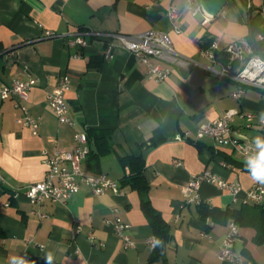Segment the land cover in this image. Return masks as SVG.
<instances>
[{"label":"crops","instance_id":"1","mask_svg":"<svg viewBox=\"0 0 264 264\" xmlns=\"http://www.w3.org/2000/svg\"><path fill=\"white\" fill-rule=\"evenodd\" d=\"M186 4L187 0H0V86L35 76L37 82L25 103L40 122L39 132L33 134L18 121L22 110L15 105L16 98L0 104V173L4 177L0 181L4 232L0 264H46L48 253L52 264H230L219 258V242L232 219L225 220L216 210L241 206L246 192L264 183L240 165H247V158L231 143L199 136L198 129L228 109L263 113L264 89L247 85L241 97H235L240 84L212 72L209 66L219 68L223 63L214 64L203 51L214 43L215 53L230 45L251 48L249 11L254 22L257 15L264 17V0H227L214 16L200 0L195 11ZM171 5L179 9L180 31L169 18ZM150 29L168 32L178 55L197 64L187 69L184 63L151 58L170 69L167 79L158 80L149 74L142 57L117 42L108 56V43L96 35ZM82 33L86 45L71 43ZM96 55L104 57L100 66L91 63ZM243 64L239 61L231 71L237 72ZM64 74L71 80L65 97L73 125L61 123L48 102L49 92ZM94 128L113 130L115 150L98 164L88 154L82 168L119 181L120 191L96 195L83 184L66 203H32L24 189L45 178L46 152L72 150L77 146L74 133ZM232 133L256 146L257 137L264 140V124L247 128L245 119L236 117ZM125 153L145 157L151 203L170 227L161 258L152 259L155 246L148 240L156 236L142 209L140 191L121 186L129 173L119 161ZM206 170L241 187L234 197L217 183L202 182L201 203L209 210L215 208L209 215L201 203H187L183 192L193 175ZM117 217L130 224L134 247H125L115 233ZM255 236L254 227L240 226L235 248L250 264H264V242L258 243Z\"/></svg>","mask_w":264,"mask_h":264},{"label":"built area","instance_id":"2","mask_svg":"<svg viewBox=\"0 0 264 264\" xmlns=\"http://www.w3.org/2000/svg\"><path fill=\"white\" fill-rule=\"evenodd\" d=\"M186 8L195 11L200 9L199 0H187ZM179 14V9L176 5H171L168 8V15L173 27L180 31L176 20ZM210 15V14H209ZM208 19L207 16L205 20ZM47 35H53L51 31H46ZM97 37L108 43L107 55H112V48L117 42L122 47L132 51L142 57L143 61L149 65V74L158 79L165 80L170 74V69L163 66L162 63H153L151 58L166 61L168 63H184L185 68L197 64L192 58H182L178 55L172 38L166 31L161 30H146L139 33L127 34L121 32H97ZM71 43H77L82 46L88 43L84 33L77 35ZM217 44L214 43L212 49L204 50L203 54L210 58L214 64L219 63L215 49ZM231 54V58H243L247 52L251 56L244 62L243 66L237 71L232 72L227 65L221 64L219 68L214 65L208 68L221 79L229 77L235 81L239 79H247L250 82H257L264 88V57L259 54H253L251 48L230 45L226 49ZM249 73H258L255 79L249 77ZM37 82V78L29 75L26 79L16 78L11 83L0 86V98H16L15 105L22 110V115L18 121L30 127L33 134H37L40 128V122L35 117L26 105V101L30 97V93ZM70 77L64 74L59 78L58 84L48 94V102L57 115L61 123L73 125L74 122L69 114V103L65 97V93L70 89ZM244 88H240L234 92L235 97H241ZM2 110L0 109V116ZM236 117L245 119V127L252 128L259 124H264V112L256 113L252 111H240L237 109H228L219 117L209 120L200 125L198 129L199 136H207L213 138L219 144L231 143L235 150L240 152L248 159L250 156L258 154V148L251 143L243 142L232 133V122ZM74 139L77 146L72 150H59L54 154L46 152L44 162L46 164V176L43 180L29 184L24 193L27 198L34 204L41 205L45 201L52 203H66L72 194L78 192L82 185H87L91 191L96 194H104L108 191L118 193L120 191V183L117 180L110 178L104 173L88 174L82 168V162L87 157L90 147L86 132L76 131ZM4 177L0 173V181ZM217 183L220 186L231 191L234 197L237 196L241 189L238 183L227 182L221 179L218 175L210 170H206L200 174L193 175L183 186L185 201L187 203H201L202 199L198 195V188L202 182ZM247 198L245 202H264V186L256 185L246 192ZM43 215L42 212H40ZM115 233L123 239L125 247H134L135 242L131 238L130 224L122 218L117 217L114 221ZM240 226L231 220L228 223V231L219 242V258L227 261L230 264H250L248 259L242 252H238L235 248L236 237L239 233ZM81 230V225L77 224L76 231ZM148 242L155 246L156 238L152 237Z\"/></svg>","mask_w":264,"mask_h":264},{"label":"trees","instance_id":"3","mask_svg":"<svg viewBox=\"0 0 264 264\" xmlns=\"http://www.w3.org/2000/svg\"><path fill=\"white\" fill-rule=\"evenodd\" d=\"M249 45L252 48L253 54H259L264 57V23L252 22L250 26V34L247 38ZM217 59L223 64L227 65L230 70L237 67L239 61L244 62L251 56L250 54L244 55L241 58H231V54L227 51L216 52ZM102 55H96L91 58V63H96L100 66L103 62ZM112 132L110 128L103 129H90L87 133L89 143V160L95 161V164L99 163L102 156L115 150V145L112 141ZM119 161L127 167L129 173L121 180V186H129L132 189H137L141 193V206L150 219L153 226L156 241L159 240V244H155L153 250L152 259L161 258L164 255L166 243L171 236L170 227L166 221H164L151 203L149 190L150 184L146 179L145 170V157L142 153H125L119 155ZM244 168L250 170L246 164L240 163ZM251 171V170H250ZM200 206L205 211V215L213 213L215 208L209 210L206 203H201ZM216 213L226 219L234 220L240 226H252L256 229L255 240L258 243L264 242V203L246 202L236 208H228L225 211H217ZM4 232L0 228V239L3 238Z\"/></svg>","mask_w":264,"mask_h":264},{"label":"clouds","instance_id":"4","mask_svg":"<svg viewBox=\"0 0 264 264\" xmlns=\"http://www.w3.org/2000/svg\"><path fill=\"white\" fill-rule=\"evenodd\" d=\"M259 63H264V61L257 62ZM258 73H249V77L251 79H255V76ZM264 82V81H262ZM256 147L259 148L258 154L254 156H250L247 159V166L251 170V175L254 180H257L261 183H264V140L260 139L259 137L256 138ZM157 244L160 243L159 240L156 241ZM52 254L48 253L45 256L46 264H52ZM24 264V262H22Z\"/></svg>","mask_w":264,"mask_h":264},{"label":"water","instance_id":"5","mask_svg":"<svg viewBox=\"0 0 264 264\" xmlns=\"http://www.w3.org/2000/svg\"><path fill=\"white\" fill-rule=\"evenodd\" d=\"M204 10L214 16L217 15L225 6L227 0H200ZM254 20L261 24L264 22V17L262 14L257 15ZM253 22L251 12L249 11V25L251 26Z\"/></svg>","mask_w":264,"mask_h":264},{"label":"bare ground","instance_id":"6","mask_svg":"<svg viewBox=\"0 0 264 264\" xmlns=\"http://www.w3.org/2000/svg\"><path fill=\"white\" fill-rule=\"evenodd\" d=\"M237 82L240 84V86H241L240 88H243L244 86H247V85H252V86H256L258 88L264 89V88H262L261 84H258L257 82H250V80H247V79H239V81H237ZM4 100H5V98H0V104ZM262 203H264V202H262Z\"/></svg>","mask_w":264,"mask_h":264}]
</instances>
